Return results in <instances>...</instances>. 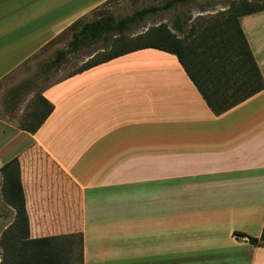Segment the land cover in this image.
Instances as JSON below:
<instances>
[{"label":"crops","instance_id":"1","mask_svg":"<svg viewBox=\"0 0 264 264\" xmlns=\"http://www.w3.org/2000/svg\"><path fill=\"white\" fill-rule=\"evenodd\" d=\"M105 1L0 0V81ZM240 25L264 78V11ZM42 96L36 133L0 118L30 240L82 233L84 264H264L241 235L264 229V90L216 116L175 55L147 48Z\"/></svg>","mask_w":264,"mask_h":264},{"label":"trees","instance_id":"2","mask_svg":"<svg viewBox=\"0 0 264 264\" xmlns=\"http://www.w3.org/2000/svg\"><path fill=\"white\" fill-rule=\"evenodd\" d=\"M188 2L190 0H166L160 5L135 9L124 16L103 14L94 20L83 17L67 30L71 32L67 49L56 50L54 57L40 66L36 78L59 70L71 55L101 44L103 52L99 57L67 77L126 54L153 48L178 58L216 116L262 92L264 78L241 28L240 19L264 11V0H232L227 8L223 7L224 10L213 15H201L194 20L190 17L184 19L177 13L171 28L162 23L144 33L130 35L134 28L143 27L149 16L177 9ZM211 5V0H207L205 6L210 7L199 11L211 10ZM36 78L6 91L3 97L6 112L17 110L25 96L34 89ZM30 108L16 125L34 134L53 112L54 105L41 92L35 95ZM0 118L3 119L2 115ZM0 177L3 201L15 212L14 220L0 240L3 250L0 264H84L82 233L29 239V218L18 158L11 159L0 168ZM241 235L248 237L253 245L264 246V229L259 238L244 233Z\"/></svg>","mask_w":264,"mask_h":264},{"label":"rangeland","instance_id":"3","mask_svg":"<svg viewBox=\"0 0 264 264\" xmlns=\"http://www.w3.org/2000/svg\"><path fill=\"white\" fill-rule=\"evenodd\" d=\"M165 1L166 0H138L134 2L132 0H107L97 9L89 13L85 17V19L94 20L103 14L124 16L131 14L135 9L150 5H160ZM230 1L232 0H211V10L218 11L223 7L227 8L228 2ZM206 2L207 0H190V2L178 7L177 9H167L161 11L157 15L149 16L143 23V27L134 28L130 35L136 36L140 33H144L149 28L160 25L162 23L167 24L171 28L172 22L175 19L177 13L180 14L184 19L190 17L192 18V20H194L197 18H195V12L210 7L205 6ZM176 34L179 37H183V35L178 34L177 32ZM70 39L71 32L66 31L65 33L57 37L48 47L42 49L36 56L26 61L14 72L0 81V115H2L3 119L16 124L22 118L24 113L31 109L30 107L33 105L35 95L41 93L50 84L57 82L78 71L84 66V64L90 62L97 56L99 57L103 52V46L101 44H97L92 48L82 50L75 55H71L59 70L51 71L46 77L41 76L39 78H36V74L39 72L40 66L50 61L54 57L56 50L67 49ZM34 78H36L34 89H32V91H30L25 96L23 102L19 105L17 110L12 113L6 112L3 106V97L6 91L21 84L23 81ZM11 215V209L3 201L0 186V240L5 229L12 223ZM2 257L3 250L0 245V263L2 261Z\"/></svg>","mask_w":264,"mask_h":264}]
</instances>
